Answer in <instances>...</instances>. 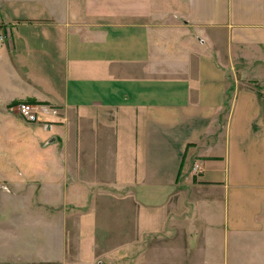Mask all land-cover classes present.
<instances>
[{"label":"crops","instance_id":"0c3cea01","mask_svg":"<svg viewBox=\"0 0 264 264\" xmlns=\"http://www.w3.org/2000/svg\"><path fill=\"white\" fill-rule=\"evenodd\" d=\"M0 30V178L70 214L0 264H264V0H0Z\"/></svg>","mask_w":264,"mask_h":264},{"label":"rangeland","instance_id":"374dc122","mask_svg":"<svg viewBox=\"0 0 264 264\" xmlns=\"http://www.w3.org/2000/svg\"><path fill=\"white\" fill-rule=\"evenodd\" d=\"M17 105L18 102H15L12 104V108L24 121L41 123L43 127H48L50 123H52L49 115L53 114L43 115L38 121H30L20 114ZM58 113L59 110L57 114ZM0 153H3L2 155L6 157L7 150L5 154L4 150H0ZM198 166L200 165H194L196 172ZM2 176H4L2 177L4 179L0 178V236H25L30 239L31 242H34L39 239L38 237H42V221L51 223L60 222L63 224L69 223V213H60V219H57L56 216H58V214L54 213V210L50 211L48 207L45 208V205H42V179L35 184L33 180L29 179L17 181L7 179L5 174ZM28 189L36 190L35 194L33 195L32 193L26 196L25 192ZM23 193L25 195H22ZM53 199H55V197H53ZM66 217L69 218L65 219ZM47 231L50 232L49 235L53 236L54 234L56 236L64 234L62 229H57V233L56 229ZM67 231L70 230L67 229ZM67 231L65 230L66 233ZM36 246L38 247V252L39 249L42 251V246ZM30 264H42V261H30Z\"/></svg>","mask_w":264,"mask_h":264},{"label":"built area","instance_id":"2783aa9c","mask_svg":"<svg viewBox=\"0 0 264 264\" xmlns=\"http://www.w3.org/2000/svg\"><path fill=\"white\" fill-rule=\"evenodd\" d=\"M5 39V34L0 30V42ZM264 92V90H263ZM18 110L25 118L30 121H38L41 116L46 114H57L58 109L51 104L36 103L27 100L18 102ZM200 170V167L197 168Z\"/></svg>","mask_w":264,"mask_h":264}]
</instances>
